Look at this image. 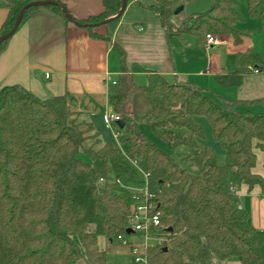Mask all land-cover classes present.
I'll return each mask as SVG.
<instances>
[{
	"label": "trees",
	"instance_id": "obj_1",
	"mask_svg": "<svg viewBox=\"0 0 264 264\" xmlns=\"http://www.w3.org/2000/svg\"><path fill=\"white\" fill-rule=\"evenodd\" d=\"M34 1L40 0H0L7 9L0 35L12 28L19 10ZM179 1L154 0L148 5L168 35H228L239 44L247 34L237 26L234 0H212L206 11L177 23L172 16ZM246 1L248 14L261 21L264 47V0ZM102 2L100 13L77 21L101 22L121 4ZM40 8L69 23L56 5L49 4L26 9L20 24ZM96 27L81 28L105 41L119 57L120 75L109 85L108 104L123 122L117 137L123 133L120 141L129 144L127 155L103 141L84 114L70 107L69 93L40 99L19 85L3 87L0 264H108L106 252L119 248L111 246L113 237L120 241L131 225L132 194L119 185L120 175L133 177L129 161L156 186L150 201L160 213L161 226L151 234L162 236L164 242L149 243L146 264H231L232 259L264 264V231L249 224L236 195L228 190L232 173L236 184L257 185L264 194V178L252 171L255 149L264 153V109L254 112L249 107L255 102L264 107V98L231 99L155 72L139 86L125 66L124 49L108 35L96 33ZM6 41L0 43V51ZM224 71L215 76L217 85L238 87L249 73H264V52L227 54ZM194 116L208 121L224 153L223 165L216 163L212 148L198 142L203 130ZM140 123L147 124L167 150L147 139ZM98 237L106 240L103 248ZM132 244L122 245L128 251Z\"/></svg>",
	"mask_w": 264,
	"mask_h": 264
},
{
	"label": "crops",
	"instance_id": "obj_2",
	"mask_svg": "<svg viewBox=\"0 0 264 264\" xmlns=\"http://www.w3.org/2000/svg\"><path fill=\"white\" fill-rule=\"evenodd\" d=\"M57 1L63 4L76 20L87 19L103 10L102 0ZM126 1L124 12L133 6L143 10V13H139V17L143 18V26L142 24L135 26L138 31L143 30V39H141L143 74L146 78L150 72H155L169 78L189 80L201 88H209L221 96L230 98L223 93L224 90L229 91L228 88H222L216 83L220 88L217 90V87L212 85H215L213 84V81L216 82L215 76L225 72L227 54L244 52L247 49L253 51L245 37L241 39L242 43L246 42L247 47L244 46V49L240 48L241 44L236 46L228 35L215 36L217 43L206 48L204 36L168 35L157 15L148 7L149 4L154 3V0ZM211 4L212 0H180L177 5L181 6L182 10L178 14H173L172 19L179 23L191 15L206 11ZM244 6L246 13L242 12V8H238L234 0L231 8L239 13V17H244L247 14L246 0ZM6 15L7 9L0 6V26ZM258 20L260 26L261 21L259 18ZM238 22L237 26L240 28ZM108 24L98 26L94 31L108 35L111 40L118 42L126 56L127 40L123 33L119 34L120 23L118 22L113 29H109ZM146 27L147 31H145ZM125 66L135 76L136 72L127 66L126 60ZM119 75V57L114 49L105 41L93 39L86 29L65 23L61 17L45 8L31 13L7 39L4 48L0 51V90L5 86L19 85L40 99L69 93L73 97L70 107L83 113L101 139L110 142L116 148H118L117 131L104 127L102 115L112 112L108 104L109 85L115 83ZM260 77L264 81V73H249L238 86L255 87L250 92L252 96H233L231 99L245 101L263 99L264 82L258 80ZM249 107H255L256 111L264 109L258 102L250 104ZM193 121L204 125L202 123L205 120L203 116H194ZM206 136L208 142L205 140ZM211 138L213 139L211 127H207V135L203 134V138L198 142L216 150V145L210 141ZM118 150L122 154L119 148ZM220 152H223L221 147ZM254 153L256 159L252 171L264 178V153L258 149H255ZM230 179L229 176V184L232 185L233 194L237 197V206L247 213L248 222L252 227L264 231V194L261 188L257 185L248 188L246 184H236ZM97 242L98 246L103 248L106 240L98 237ZM230 263L239 264L234 259Z\"/></svg>",
	"mask_w": 264,
	"mask_h": 264
},
{
	"label": "rangeland",
	"instance_id": "obj_3",
	"mask_svg": "<svg viewBox=\"0 0 264 264\" xmlns=\"http://www.w3.org/2000/svg\"><path fill=\"white\" fill-rule=\"evenodd\" d=\"M235 3L237 4L238 8H242V12H245V0H235ZM139 13H143V10H141L138 6H133L131 9H126L125 12H123L122 16H120L117 20L114 22H111L108 24L109 29H113L116 24L119 22V34H124L126 40H127V45L125 47L126 49V64L129 68H133V72L135 73V76H133L134 82L141 86L146 84L147 78L146 75L143 74V30L138 31L135 25L142 24L143 26V18L139 17ZM239 14V13H238ZM238 22L240 24V29L245 30L247 34L244 36L245 40L248 41L252 47L253 52L256 53H262L264 52L263 44H262V34L259 31V20L257 17L252 18L248 12L244 17H239ZM239 27V26H238ZM143 28V27H142ZM147 27L145 31H147ZM215 36V35H213ZM139 41V42H138ZM246 42L242 41L239 44H235L236 46L240 45V48L244 49V46ZM247 47V46H246ZM245 47V48H246ZM246 51V50H245ZM133 62V63H132ZM259 81L261 80V77L258 78ZM264 82V81H263ZM212 83V82H211ZM212 85L217 87V90L220 89L218 86H216V82L213 81ZM255 87H249L247 85H244L243 87H232L231 89L228 88L229 91L224 90L223 93L227 94L230 96V98L236 97V96H252L250 92L253 90ZM264 89V86L262 87ZM260 90V89H259ZM258 90V91H259ZM220 91V90H219ZM262 91V89H261ZM264 94V91H262ZM252 111H256L255 107L250 108ZM205 120L204 125L202 126L203 134L207 135V127H210L208 124V121L206 118L203 117ZM197 122V121H195ZM113 131H118L120 129L116 128L113 125ZM139 128L142 132V134L149 139L157 148L162 149V150H167V145L160 140L159 138L155 137L149 126L145 123H140ZM206 132V133H205ZM123 133L120 132L118 134L117 138V143H118V148L122 152L123 156L127 155V150L129 148V144L126 142H121L120 140L122 139ZM206 142H208V138L206 136L205 138ZM212 143L215 146L216 150H214L216 154V163L218 165H223L225 162L224 158V153L220 152V143H217V141L213 140L212 138L210 139ZM212 144V145H213ZM220 145V146H219ZM209 147V146H208ZM222 150V148H221ZM259 159V157H257ZM130 165L132 172H133V177L132 179H128L125 175H120L119 176V185L126 190H128L132 194V205H144L145 203V195L148 193H153L156 186L154 183V180L152 177H148L146 174H144L140 169H138L136 166H134L133 163L130 161L128 162ZM184 166V165H181ZM190 172L193 171V169H189ZM230 180H233L232 173H230ZM124 240L127 242L135 243L137 245L144 243V237L139 234V233H134V234H126L122 237ZM109 242H107L108 244ZM110 246V245H109ZM111 246H118L119 248H113L110 249L106 252V259L107 262L110 264H136L133 261V256L130 253V250L127 251L126 247L121 244L119 240H117L116 237H113V241L111 243Z\"/></svg>",
	"mask_w": 264,
	"mask_h": 264
},
{
	"label": "built area",
	"instance_id": "obj_4",
	"mask_svg": "<svg viewBox=\"0 0 264 264\" xmlns=\"http://www.w3.org/2000/svg\"><path fill=\"white\" fill-rule=\"evenodd\" d=\"M215 43H217V41L213 35L206 34L204 36V46L206 48ZM102 121L106 129H112L113 125L115 126V123L120 121V116L114 112L105 113L102 115ZM228 190L233 193V187L231 184L228 185ZM145 197L144 205H132L131 203L130 206V229L133 233L137 232L144 237V243L139 245L133 243L130 247V253L136 264H146V249L150 242L156 244H162L164 242L162 236L151 234L152 229H157L161 226L160 213L154 211V204L150 201L152 193L146 194ZM237 207L240 208L239 206ZM120 241L123 245L127 244V241L123 238H121Z\"/></svg>",
	"mask_w": 264,
	"mask_h": 264
},
{
	"label": "water",
	"instance_id": "obj_5",
	"mask_svg": "<svg viewBox=\"0 0 264 264\" xmlns=\"http://www.w3.org/2000/svg\"><path fill=\"white\" fill-rule=\"evenodd\" d=\"M49 4L56 5L62 11L65 19L69 23H71L73 25H76L78 27H89V26H101L103 24H108V23L113 22L114 20L118 19L123 14V12H124V10L126 8L127 1L126 0H121L120 8L114 15H111V16L107 17L106 19H104L103 21L95 23V24H82V23L78 22L76 19H74L69 14V12L67 11L66 7L63 4H61V3H57V2L51 1V0H40V1L30 2V3L25 4L19 10V12H18V14H17V16L15 18V22H14L12 28L7 33H5L3 35H0V43L5 41L6 39H8L17 30V28H18V26H19V24L21 22L22 15H23V13H24V11L26 9H28L31 6H41L42 7V6L49 5ZM181 10H182V7L178 6L174 10L173 14H178ZM115 124H116V126L119 129L123 128V122L122 121H117ZM131 232H132L131 229H127L126 230V234H130Z\"/></svg>",
	"mask_w": 264,
	"mask_h": 264
}]
</instances>
